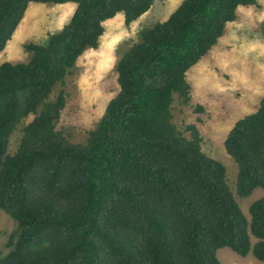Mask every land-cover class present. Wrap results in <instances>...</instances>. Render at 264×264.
Wrapping results in <instances>:
<instances>
[{
	"label": "trees",
	"instance_id": "obj_1",
	"mask_svg": "<svg viewBox=\"0 0 264 264\" xmlns=\"http://www.w3.org/2000/svg\"><path fill=\"white\" fill-rule=\"evenodd\" d=\"M165 1L0 0V52L30 3L75 4L46 44L24 45L27 62L0 65V210L14 223L0 264H222L221 248L264 262V196L249 219L237 199L264 190V96L223 142L234 188L197 127L185 136L172 115L175 99L191 102L187 71L256 0H182L120 55L118 91L85 141L58 126L65 79L98 47L104 23L122 14L129 27Z\"/></svg>",
	"mask_w": 264,
	"mask_h": 264
},
{
	"label": "rangeland",
	"instance_id": "obj_2",
	"mask_svg": "<svg viewBox=\"0 0 264 264\" xmlns=\"http://www.w3.org/2000/svg\"><path fill=\"white\" fill-rule=\"evenodd\" d=\"M182 0H166L154 6L139 20L126 27L122 14L104 23L105 31L96 49L85 51L77 60L72 73L65 79L67 100L58 126L73 141L84 142L87 132L94 128L108 102L118 91L115 67L120 55L137 39L141 27L166 19ZM256 6H239L236 19L226 24L215 46L190 68L187 79L192 86L189 105L177 99L172 105L173 122L178 130L194 124L202 138L203 151L222 162L231 188L236 181V165L224 150V139L239 118L254 111L264 96V0ZM75 4L45 5L30 3L11 40L0 52V65L25 63L30 54L24 49L28 43L46 44L50 35L57 33L68 22ZM203 111L197 112L196 106ZM20 132L10 138L9 151L18 144ZM264 196L262 188L248 197L237 198L243 214L249 216V206ZM14 227L12 220L0 210V249L8 252L7 241ZM256 238L250 235L251 248ZM222 264H264L256 260L252 250L241 257L229 248L217 251Z\"/></svg>",
	"mask_w": 264,
	"mask_h": 264
}]
</instances>
